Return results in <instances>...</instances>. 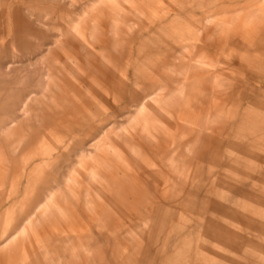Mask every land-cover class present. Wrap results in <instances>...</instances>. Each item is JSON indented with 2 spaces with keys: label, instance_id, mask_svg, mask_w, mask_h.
I'll list each match as a JSON object with an SVG mask.
<instances>
[{
  "label": "rangeland",
  "instance_id": "374dc122",
  "mask_svg": "<svg viewBox=\"0 0 264 264\" xmlns=\"http://www.w3.org/2000/svg\"><path fill=\"white\" fill-rule=\"evenodd\" d=\"M242 30L257 31L251 46L239 42ZM90 51L97 57L99 108L68 73L79 65L77 54L89 61ZM11 61L17 62L8 74L3 67ZM46 61L59 62L49 89L69 111L87 121L97 114L99 132L133 124L147 143L160 142L156 167L108 152L86 160L99 189L128 213L114 207L113 234L94 225L99 253L107 249L112 264H201L193 254L199 240L215 245L226 264H264V0H0V125L19 114L26 97L33 110L0 138V225L10 218L19 224L63 185L72 162L67 155L77 150V129L42 94L38 62ZM173 168L178 180L173 187L168 181L169 189L192 194L157 223L142 193L162 189ZM65 189L77 198L72 184ZM207 219L225 235L208 229ZM147 220L146 228L136 227ZM42 224L55 237L44 239L47 247L39 224L29 231L47 264L51 257L56 264H102L77 250L78 240L90 245L97 236L66 211L50 209ZM30 261L18 264H36V253Z\"/></svg>",
  "mask_w": 264,
  "mask_h": 264
},
{
  "label": "crops",
  "instance_id": "0c3cea01",
  "mask_svg": "<svg viewBox=\"0 0 264 264\" xmlns=\"http://www.w3.org/2000/svg\"><path fill=\"white\" fill-rule=\"evenodd\" d=\"M239 32L240 33H237L239 42H244V44H246L247 46H251L253 43L252 39L254 37H257L256 30H242ZM39 53L41 52H38V54ZM92 54L93 56H90L89 61H86L87 59L83 60L84 56H82V52L80 55L77 54L75 59L76 61H78L79 65L76 66L71 63L72 66L69 67L68 73H75L77 77L81 81H83V83L81 81H78L80 90H84V96H86L87 99L89 98L93 100L96 108H99L97 57L95 52L90 51V55ZM16 62L17 61L8 62L4 65L3 70L6 73L11 74L12 70L15 68L14 64ZM38 63L42 68V72L39 76L40 85L43 92L42 94L45 95V97L47 98L49 103L53 105V107L59 110L62 116L71 120V122L77 129L79 135V139L76 142L77 150L72 155H67L68 158H72V162H70V165L66 170V174L64 175L63 185L55 187V190H53L52 192H57V197L60 202L54 200L53 194L51 192L47 193L44 195L43 200L38 208L21 219L19 224V221L17 219L10 218L8 224L0 225V264H18L20 261H27L30 263L31 256L34 253H36L37 255L36 264H47V261L44 257L45 251L39 249L38 242L35 240L33 235H31L29 230L31 224H39L40 227L37 230V235L41 237L40 242L42 243L43 247H47L44 239L53 238V241H55V237L53 236L52 231L42 224V220L47 216L50 209H55L57 211H66L82 231L89 230L90 233L95 234V237L97 236V232H94V225L100 226L106 233H114V223L117 220L119 221V219L116 217L114 219L112 215L115 209L114 207L117 208V211L120 209L124 214H128L126 212V207L119 204L118 201H116L113 196L107 193L104 189H99L98 183L96 181L95 171L93 169L85 171L84 169L86 160L92 161L94 157L103 158V153L108 152L119 157L120 155L123 156V154L127 155L134 162L138 164L140 163L143 166L146 164V166L149 165L156 167L155 165L161 164L162 162L160 152L161 148L158 145L160 143L158 141L159 139L157 138V141L154 140L153 142L147 143L145 136H137L140 128L138 125L136 126L133 124H125L115 129L104 128L105 130L101 128L99 132L97 114H88L89 121H87L78 116L74 111H69L68 107L62 105V99L58 95L54 94L51 89H49V80L53 78L52 65L54 68H59V62L53 63L46 61ZM118 63V68H120L121 70H124L127 67V63L123 59L118 60ZM84 69L88 71L89 76L83 72ZM61 70L63 71L65 70V68L62 67ZM58 73H60L59 70ZM137 81L139 80L137 79ZM200 89L202 90L203 88L200 87ZM29 100L30 99L26 97L25 100L22 101L21 105L18 108L19 114L16 115L10 122L0 125V138L9 137L14 125L18 124L19 121L31 116L33 110L29 107ZM44 109L46 112L48 111V108L45 106ZM143 138L145 140H143ZM106 161L107 160H105V162ZM170 170L173 171L176 170V168ZM117 172L119 173V170H117ZM186 174L187 173H185L184 175ZM108 176L109 173L106 171L105 178H108ZM171 176L172 177H169V180H165L166 184L164 183V187L162 186V189L160 188L154 190L152 196L142 193V190L134 185V190H139V192L143 194L145 200L149 203V206L154 210V212L149 213V215L157 223L165 219L168 214L169 217H171L172 212H168L167 209H169L170 206L182 207V205L184 204L183 198L190 195V193L192 192V190L179 191L174 188L169 189L170 186H168V181L172 182L171 187H173V185L177 183L178 180V175L175 171L171 173ZM194 180H196L197 183V181L201 179H198L196 177L194 178ZM81 181L85 183V187L82 186ZM69 184H72L77 192L75 195L77 197L76 199L68 197L65 194V188ZM205 192H207V194L208 192H211L213 194L224 193V191L212 192L208 189L205 190ZM60 203L62 204V207L60 206ZM139 205L142 204L140 203ZM84 208L90 213V215H87L85 213ZM1 220L2 214L0 215V223ZM183 221L184 220H182V222ZM146 222L147 223H141L140 221H135V225L136 227L146 228L149 225L148 220ZM205 225L214 233L218 232L221 235H225V228L222 227L214 219H207V221H205ZM130 231V228H124L125 234H131ZM167 231L168 238V236L170 234L172 235L174 231L172 232V227H170L169 229L167 228ZM98 236L90 245H87L81 240H78L77 250L81 252V254H84L85 260H87L88 262H92L93 257L96 256L101 260L102 264H112V255L107 249H105V253H99L98 247L99 245L101 246L102 241L98 239ZM193 246V254L197 258V263H199L200 261L201 264H226L224 263V261L220 260V258H224V254L221 251H218L217 248H215V245L212 247V245L203 242L201 243V241L199 242V240H193ZM216 247L219 248L220 246ZM177 253L178 249H175L174 255H176ZM79 254L80 253H78V257ZM238 256L239 258L242 257L240 253L238 254ZM59 259H61L62 261L61 257ZM56 261L57 259L55 260V258L53 257L50 258V264H56ZM59 264H63V262H60Z\"/></svg>",
  "mask_w": 264,
  "mask_h": 264
},
{
  "label": "bare ground",
  "instance_id": "6f19581e",
  "mask_svg": "<svg viewBox=\"0 0 264 264\" xmlns=\"http://www.w3.org/2000/svg\"><path fill=\"white\" fill-rule=\"evenodd\" d=\"M53 41V40H52Z\"/></svg>",
  "mask_w": 264,
  "mask_h": 264
}]
</instances>
